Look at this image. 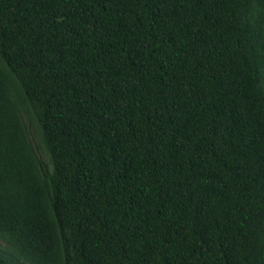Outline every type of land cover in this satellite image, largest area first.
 Masks as SVG:
<instances>
[{
	"label": "trees",
	"instance_id": "obj_1",
	"mask_svg": "<svg viewBox=\"0 0 264 264\" xmlns=\"http://www.w3.org/2000/svg\"><path fill=\"white\" fill-rule=\"evenodd\" d=\"M0 264H264V0H0Z\"/></svg>",
	"mask_w": 264,
	"mask_h": 264
},
{
	"label": "rangeland",
	"instance_id": "obj_2",
	"mask_svg": "<svg viewBox=\"0 0 264 264\" xmlns=\"http://www.w3.org/2000/svg\"><path fill=\"white\" fill-rule=\"evenodd\" d=\"M35 141H36V144H37V139H35Z\"/></svg>",
	"mask_w": 264,
	"mask_h": 264
}]
</instances>
